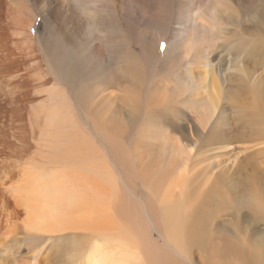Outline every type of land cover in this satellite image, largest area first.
Segmentation results:
<instances>
[{
    "label": "bare ground",
    "instance_id": "obj_1",
    "mask_svg": "<svg viewBox=\"0 0 264 264\" xmlns=\"http://www.w3.org/2000/svg\"><path fill=\"white\" fill-rule=\"evenodd\" d=\"M230 27L260 45L264 0H0V264H264V74L224 89Z\"/></svg>",
    "mask_w": 264,
    "mask_h": 264
},
{
    "label": "rangeland",
    "instance_id": "obj_2",
    "mask_svg": "<svg viewBox=\"0 0 264 264\" xmlns=\"http://www.w3.org/2000/svg\"><path fill=\"white\" fill-rule=\"evenodd\" d=\"M38 23L40 22L41 18L38 17L37 19ZM249 30H253V27H249ZM39 31V25H35L32 28V33L35 35L36 31ZM229 36L225 39H222L221 41L224 42V45H226L225 50L226 53L223 54V56L221 57L222 61L220 62L221 64V69H222V75L223 77H225V79L227 80L225 82V85L223 86L224 89L226 91H230L231 89H233L235 87V85L239 84L241 81H235L233 82V79L231 77V75H235V73H240L239 66H256L254 63H252V61L255 60H260L261 63L257 64V72H259L260 74H264V39H262V41L260 42V45L256 46L253 42L249 43L248 39L245 40H241V38H244L243 36H241L240 34H237L234 27H230L229 28ZM251 41V40H250ZM165 45V47H164ZM167 45L169 46V40H163L162 43L160 44V48L162 50H164ZM241 53L240 56H238ZM243 59L245 60L244 62ZM248 61V63H247ZM172 71V70H170ZM225 105H227L226 103H224ZM231 111L229 110V108H227V115L229 116V113ZM178 113V112H177ZM28 119V120H27ZM28 118L27 114H23L22 113V117H15L14 119L9 120L8 122L12 124L13 130H17V134L22 135V141H16L18 145H20L19 143L22 144V147H24L26 144L25 142L30 140L31 137V127H30V121ZM25 122V123H24ZM229 122V121H228ZM28 123V124H27ZM29 127V128H28ZM15 128V129H14ZM176 133H178L177 130H175ZM27 135V136H26ZM30 135V136H28ZM12 137V136H11ZM31 137V138H29ZM28 139V140H27ZM33 140V139H31ZM34 143V142H33ZM238 146L236 149L235 147ZM240 147H243L242 145H237L234 144L232 145L229 150H233L232 156L231 158L228 160L229 164L232 163L231 165L234 164L235 162V158H236V152H238L240 150ZM227 149H217L216 151L212 152L215 153L216 155H218V160L224 161L226 160L228 157L226 156L227 153ZM242 152V151H241ZM239 156H242V153L239 154ZM237 162V161H236ZM245 162V161H244ZM251 162V161H249ZM248 162V163H249ZM238 163V162H237ZM252 164L254 167H256L261 173L262 176L264 178V155H261L259 157H257L256 161H252ZM237 165V164H236ZM22 260L26 259V251L23 248V243H22Z\"/></svg>",
    "mask_w": 264,
    "mask_h": 264
},
{
    "label": "snow or ice",
    "instance_id": "obj_3",
    "mask_svg": "<svg viewBox=\"0 0 264 264\" xmlns=\"http://www.w3.org/2000/svg\"><path fill=\"white\" fill-rule=\"evenodd\" d=\"M164 47H165V45H164Z\"/></svg>",
    "mask_w": 264,
    "mask_h": 264
}]
</instances>
